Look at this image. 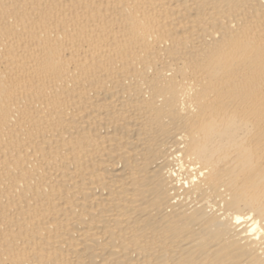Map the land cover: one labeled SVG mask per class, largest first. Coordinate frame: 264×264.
<instances>
[{
    "label": "bare ground",
    "instance_id": "obj_1",
    "mask_svg": "<svg viewBox=\"0 0 264 264\" xmlns=\"http://www.w3.org/2000/svg\"><path fill=\"white\" fill-rule=\"evenodd\" d=\"M0 264H264V0H0Z\"/></svg>",
    "mask_w": 264,
    "mask_h": 264
}]
</instances>
